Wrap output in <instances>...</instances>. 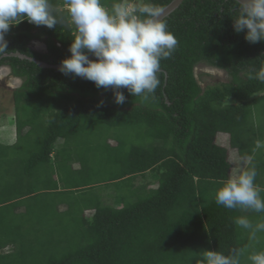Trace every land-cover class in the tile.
Masks as SVG:
<instances>
[{"label":"trees","instance_id":"1","mask_svg":"<svg viewBox=\"0 0 264 264\" xmlns=\"http://www.w3.org/2000/svg\"><path fill=\"white\" fill-rule=\"evenodd\" d=\"M171 1L129 0L161 9ZM65 2L50 0L58 20L52 29L26 20L10 26L0 53V67L22 81L12 90L16 143L0 144V264H195L201 251L236 248L243 264L262 251L264 233L250 241L232 218L264 216L225 209L213 198L231 176V154L237 161L253 155L255 141L264 140V83L250 78L264 67V41L250 44L245 32H234V0H183L163 19L178 46L160 62L158 88L143 102L120 89L123 104L111 89L31 61L57 65L70 57L75 28L66 10H55ZM114 2L101 0L108 9ZM32 41L46 51L33 50ZM202 64L225 72L227 81L203 87L195 74ZM112 129L135 141L124 132L105 135L115 144L103 139L94 161H74L71 139ZM60 139L66 142L57 148ZM251 163L264 189V150ZM151 171L148 187L135 184ZM106 190L114 191L112 204Z\"/></svg>","mask_w":264,"mask_h":264},{"label":"clouds","instance_id":"2","mask_svg":"<svg viewBox=\"0 0 264 264\" xmlns=\"http://www.w3.org/2000/svg\"><path fill=\"white\" fill-rule=\"evenodd\" d=\"M234 3L237 5L232 19L234 32H245L244 39L250 44L264 41V0H234ZM162 9L150 2L133 4L129 0H115L110 9L105 8L101 0H66L59 4L55 10L67 11L66 23L74 26L76 34L68 49L71 55L57 64L58 71L91 81L97 89H111L116 104H123L126 99L120 89H126L141 102L146 101L160 84L161 60L171 58L178 46L174 34L161 18ZM24 20L49 29L58 23L50 0H0V53L7 48L5 35L10 26ZM35 44L41 45L40 50L34 49ZM30 47L38 52L46 51L42 41H32ZM90 55L95 59H90ZM4 73L11 76L13 89L21 85V79L12 76L9 67H0V76ZM250 78L264 83V67ZM100 103L102 105L103 101ZM259 150H264V140L255 141L253 155L241 157L242 161L249 162L248 166L215 190L213 198L217 205L264 216V196L261 195L264 189L255 183L257 169L251 163ZM50 170L51 177L56 178L54 165ZM232 219L238 228L248 233L250 241H256L258 234L264 233V218L253 222L249 216L239 215ZM242 254L243 249L239 248L228 255L204 250L193 258L195 264H241ZM247 260L248 264H264V251L253 252Z\"/></svg>","mask_w":264,"mask_h":264},{"label":"rangeland","instance_id":"3","mask_svg":"<svg viewBox=\"0 0 264 264\" xmlns=\"http://www.w3.org/2000/svg\"><path fill=\"white\" fill-rule=\"evenodd\" d=\"M40 46H41L40 44L39 45L35 44V46H33V47L36 50H40L39 49ZM195 73H196L197 78L201 81V85L203 87H205V85H213V84L220 83V82H226V79H227L226 74L224 72H220V71H216V70H212V69H207L206 67H204L202 65H200L196 68ZM11 79L12 78L10 75H8V73H4L0 76V144L1 145L15 144L16 139H17L16 124H15V119H14L15 112H14V106L12 105V90L15 86H13L10 83ZM227 102H229V101L227 100L225 103H227ZM123 132L125 133V139L128 143H130V142L132 143L135 141V140L133 141V139L135 137L133 138L132 135L128 133V131H122V130L118 131V129H112V130L107 131L106 134L101 132L96 138H94V136L89 137V135H87V136L82 135V138L80 136L76 139H71L68 143V147L72 151H74L73 152L74 161L77 162V159H79L83 162L84 161H87V162L94 161L95 160L94 156L97 155L96 146L104 143L103 139H107L105 137V135L112 136L113 134L114 135L118 134V136L120 137ZM32 137L34 138V136H32ZM32 137L28 138V140H31V145L29 146V148L27 147V151H33V149H34V143L36 142V140L32 139ZM93 141H96V142H93ZM65 142L66 141L64 139H60V141H57V143H56L57 148L64 145ZM147 142H148V140L144 141V143H146V145H147ZM107 143L110 145L115 144L114 141L110 140V139H107ZM224 144H225V142H224ZM90 147H92L91 152L87 150V148H90ZM76 153L79 154V156ZM230 163L232 166L231 176H234L238 173V171L241 170V168H242L241 164H243L244 162L242 160L237 161L235 159L234 155L231 154ZM73 167L76 170L79 169L78 166H76V165H74ZM49 171H50V173H52L51 170H49ZM67 171H68V169H67ZM67 171H66V174L70 175V174H68ZM154 177H155L154 172H152V171L147 172L145 174V178H143L142 176H138L136 178L135 184L148 187L147 182H149L150 179L151 180L154 179ZM56 178H57V176H56ZM126 181L128 182L127 179H126ZM118 183H120V182H118ZM103 195H104L105 203H108V204L113 203L114 195H115L113 190L112 191L106 190V191H104ZM29 202L30 201H28V203ZM124 204H126V202H124ZM7 251H9V250H6L5 252H7ZM262 251H264V249ZM246 259L247 258H245V261L243 264H248V260H246Z\"/></svg>","mask_w":264,"mask_h":264},{"label":"water","instance_id":"4","mask_svg":"<svg viewBox=\"0 0 264 264\" xmlns=\"http://www.w3.org/2000/svg\"><path fill=\"white\" fill-rule=\"evenodd\" d=\"M183 0H172L166 7H164L162 9V16L161 18L164 19L165 17H167L171 12H173L181 3ZM14 56L20 57V58H27L25 56L20 55L19 53H15L13 54ZM90 59H95V57L93 56H89ZM31 61H34L35 63H37L40 67L43 68H52L55 70H58V66L59 65H48L45 63H42L40 61H37L35 59H31Z\"/></svg>","mask_w":264,"mask_h":264}]
</instances>
